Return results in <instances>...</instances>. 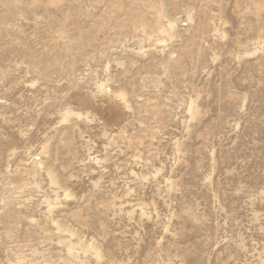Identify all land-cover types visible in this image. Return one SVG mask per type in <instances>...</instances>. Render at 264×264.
I'll return each instance as SVG.
<instances>
[{"label":"rangeland","instance_id":"rangeland-1","mask_svg":"<svg viewBox=\"0 0 264 264\" xmlns=\"http://www.w3.org/2000/svg\"><path fill=\"white\" fill-rule=\"evenodd\" d=\"M0 264H264V0H0Z\"/></svg>","mask_w":264,"mask_h":264}]
</instances>
